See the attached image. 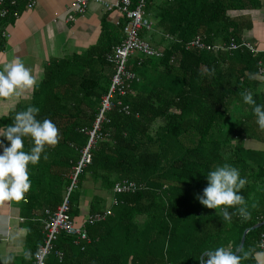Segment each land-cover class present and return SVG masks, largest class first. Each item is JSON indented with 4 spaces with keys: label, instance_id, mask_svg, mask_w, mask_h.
<instances>
[{
    "label": "trees",
    "instance_id": "1",
    "mask_svg": "<svg viewBox=\"0 0 264 264\" xmlns=\"http://www.w3.org/2000/svg\"><path fill=\"white\" fill-rule=\"evenodd\" d=\"M16 1L20 13L25 0ZM258 5V0L147 3L144 12L152 28L140 37L162 56L136 53L129 58L127 70L136 79L125 96L115 95L88 149L90 161L68 195L74 224L89 182L106 192L92 196L90 215L103 209L111 215L86 225L84 241L60 234L44 264H200L197 257L203 251L231 243L235 252L244 230L264 220V130L242 99L250 91L264 104V93L257 91L264 89L259 73L264 55L186 47L196 36L208 44L240 43V26L228 12ZM13 22L0 18V52L5 25ZM119 33L121 28L103 25L99 40L85 52L51 59L31 101L0 119V127L7 126L17 111L34 105L40 109L38 119H50L59 130L58 144L46 146L47 158L29 166L31 188L17 202L25 219L36 221L27 236L32 260L42 243L44 211L60 205L89 144L88 133L114 72L106 56L123 40V35L115 37ZM250 140L253 144L246 147ZM31 146L26 139V150ZM223 164L236 167L246 179L240 191L251 214L247 220L234 214L226 222L196 199L207 185L204 175ZM123 181L133 183L135 192L115 196L113 186ZM261 236L264 225L246 234L240 264L251 262Z\"/></svg>",
    "mask_w": 264,
    "mask_h": 264
},
{
    "label": "crops",
    "instance_id": "2",
    "mask_svg": "<svg viewBox=\"0 0 264 264\" xmlns=\"http://www.w3.org/2000/svg\"><path fill=\"white\" fill-rule=\"evenodd\" d=\"M115 4L118 0H105ZM259 5L245 10L229 11L228 16L237 20L240 26V43H249L264 55V0H258ZM72 0H35V6L26 10L23 5L20 16L13 23L5 25L7 37L4 50L0 52V69L15 59L21 60L35 76L37 84L44 76V65L51 59L81 54L95 45L104 28L116 29V21L121 20L117 12L106 11L100 4L90 3L83 16L74 21L67 20ZM155 24L157 20L151 19ZM120 29V28H119ZM115 37H122L117 34ZM122 39V38H121ZM264 70V67L263 69ZM264 77V75H261ZM264 89L257 88V91ZM33 91H27L20 96L0 97V119L15 110L16 106L29 103ZM0 137V140H3ZM7 141L4 144L7 145ZM253 141H246V147ZM86 185V195L79 202L78 215L74 217L77 226L90 215L89 203L97 194L92 186ZM88 187V188H87ZM89 193V195H88ZM36 221L27 220L15 201L0 202V257L11 254L12 264H31L32 257L27 245V236L31 224ZM223 247L231 249V243ZM207 252V251H206ZM251 262L246 264H264V252L258 251L251 256Z\"/></svg>",
    "mask_w": 264,
    "mask_h": 264
},
{
    "label": "clouds",
    "instance_id": "3",
    "mask_svg": "<svg viewBox=\"0 0 264 264\" xmlns=\"http://www.w3.org/2000/svg\"><path fill=\"white\" fill-rule=\"evenodd\" d=\"M38 86L35 76L25 64L15 59L0 69V97L20 96L34 91ZM243 102L252 106L256 123L264 130V104L257 103L252 92L242 95ZM40 109L29 105L25 110L17 111L12 122L0 127V202H20L26 198L32 181L30 165H37L41 158H47L46 146H55L59 142V130L50 119H38ZM31 140L26 150L25 140ZM7 141V145L4 141ZM207 185L196 199L209 209H215L222 219L230 222L234 214L243 219L250 218V212L241 189L246 179L239 170L229 164H223L209 170L205 175ZM231 209V211H230ZM201 253L203 255L201 256ZM197 259L200 264H240L241 256L223 246L201 252ZM27 258L29 253L24 254ZM11 254L0 257V264H12Z\"/></svg>",
    "mask_w": 264,
    "mask_h": 264
},
{
    "label": "built area",
    "instance_id": "4",
    "mask_svg": "<svg viewBox=\"0 0 264 264\" xmlns=\"http://www.w3.org/2000/svg\"><path fill=\"white\" fill-rule=\"evenodd\" d=\"M154 0H118L115 4L106 2L105 0H72V5L67 14L68 21H74L78 16H83L90 3L100 4L106 11L117 12L121 16V20L116 21V26L121 28L123 40L119 45L112 48L111 53L106 56V61L113 66V75L110 81V87L107 94L103 97L101 108L97 115L94 128L88 134L90 136L88 146L83 150L81 160L75 168L73 181L67 194L64 196L60 205L53 211L45 210L46 219L42 220V243L35 252L31 264H44L45 258L51 253L53 245L60 234H65L74 238V242L78 243L87 239L85 226L92 225L96 222L103 221L107 216L111 215L109 209H103L93 215H89L81 226L73 223L70 216L69 192L74 186V181L78 173L90 161L89 147L94 140L98 138L97 132L99 125L104 121V114L114 106L115 95L125 96L129 92L131 82L135 81V75L127 70V62L134 54H140L142 58H161L162 52L152 47L147 41L141 39L140 32L142 30H150L152 23L145 17V7L148 2ZM16 0H0V18L11 17L16 20L20 13L16 8ZM35 6V0H25V9L30 10ZM2 37L6 38V31L2 32ZM187 48H195L205 51H235L238 49H246L251 53H257L255 47L249 43H236L231 40L229 43L208 44L204 37L196 36L186 44ZM259 73L264 75V70ZM118 105H120L118 103ZM136 186L133 183L123 181L116 183L113 188V194L120 195L124 193H133ZM112 204L116 205L117 200L113 199ZM257 247L259 251L264 252V236H261ZM60 256V253H56ZM169 264V263H166Z\"/></svg>",
    "mask_w": 264,
    "mask_h": 264
},
{
    "label": "water",
    "instance_id": "5",
    "mask_svg": "<svg viewBox=\"0 0 264 264\" xmlns=\"http://www.w3.org/2000/svg\"><path fill=\"white\" fill-rule=\"evenodd\" d=\"M262 225H264V220L260 223H257L255 224L254 226L250 227V228H247L244 230V232L242 233V236H241V239H240V243H239V246L237 248V250L235 251L237 254L240 253L243 245H244V241H245V236L246 234L249 232V231H253L255 229H258L259 227H261ZM208 252V251H207Z\"/></svg>",
    "mask_w": 264,
    "mask_h": 264
},
{
    "label": "rangeland",
    "instance_id": "6",
    "mask_svg": "<svg viewBox=\"0 0 264 264\" xmlns=\"http://www.w3.org/2000/svg\"><path fill=\"white\" fill-rule=\"evenodd\" d=\"M20 16V15H19ZM19 18V17H18ZM144 70H147L146 68H144ZM144 70H141V72L143 73V71ZM160 85H163V83H161ZM169 85V84H168ZM164 86V85H163ZM87 185H89V186H92V184H90V182H89V184H87ZM97 186V185H96ZM93 187V186H92ZM95 191H96V193L97 194H100V196H104V195H106L105 193V191H103V190H101V188H98V189H95Z\"/></svg>",
    "mask_w": 264,
    "mask_h": 264
}]
</instances>
